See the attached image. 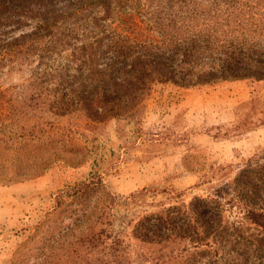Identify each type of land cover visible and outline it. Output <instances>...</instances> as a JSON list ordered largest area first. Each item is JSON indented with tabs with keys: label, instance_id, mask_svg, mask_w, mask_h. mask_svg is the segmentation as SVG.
Segmentation results:
<instances>
[{
	"label": "rangeland",
	"instance_id": "374dc122",
	"mask_svg": "<svg viewBox=\"0 0 264 264\" xmlns=\"http://www.w3.org/2000/svg\"><path fill=\"white\" fill-rule=\"evenodd\" d=\"M226 2L63 0L54 9L74 27L63 44L46 50L45 40L29 36L35 21L0 36V123L15 129L40 122L53 137L36 163L1 142L0 175L16 168L17 155L32 170L56 157L68 160L19 180L0 178V264H151L163 253L177 254L176 264H264V80L169 86L138 113L101 120L71 102L90 92L82 88L90 72L80 66L88 58L80 48L94 40L93 32L103 35L96 24L110 35L128 30L160 38L153 29L158 15L224 9ZM247 2L258 4L240 5ZM60 68L70 85L55 80ZM71 145L83 150L72 152ZM92 169L115 202L104 203L100 190L59 207L57 191ZM103 207L111 216V225H101L108 226L105 243L90 255H69L83 230L100 227L93 215ZM115 237L126 249L119 262L105 248Z\"/></svg>",
	"mask_w": 264,
	"mask_h": 264
},
{
	"label": "trees",
	"instance_id": "16d2710c",
	"mask_svg": "<svg viewBox=\"0 0 264 264\" xmlns=\"http://www.w3.org/2000/svg\"><path fill=\"white\" fill-rule=\"evenodd\" d=\"M62 1L0 0V36L35 21L34 31L29 36L38 41L45 40L43 47L46 50L63 44L61 40H65L68 33L74 34V27L60 22L66 12L60 14L54 5ZM226 4L224 9L217 7L198 11L197 8H185L177 13H168L166 17L158 15L153 29L160 38L150 35L142 38V34L128 30V33L110 35L96 24L103 35L93 32L94 40L80 48L88 55L87 59L81 58L80 66L90 72L89 80L82 84V88L90 87V92L88 95L81 92L75 94L71 98L72 104L82 103L89 117L101 120L105 116L138 113L145 102L169 86L200 89L227 81L254 83L264 80V0H258L257 6L249 2L240 5V0H228ZM60 69L55 73V80L59 84L70 85L71 81L63 75L64 68ZM111 87L114 90H110ZM33 123L24 122L15 129H9L12 124L0 123V143L3 142L4 147L9 143L15 144V152L27 151L26 162L31 160L36 163L51 149L53 137L40 122ZM72 148V152L76 153L83 150L80 145ZM17 157L16 168L5 176L0 175V178L5 181L19 180L51 169L58 160L68 162L56 157L42 170H32L26 168L22 157ZM100 190L104 192V203L108 199L111 204L115 202L106 191L101 175L92 169L83 180L69 184L67 190L57 191L58 206L68 198L93 197ZM146 191L148 189L143 192ZM93 216L97 218L95 225L100 227L83 230L70 244L69 255L77 250L90 255L105 243L104 235L108 236L111 216L104 207ZM160 219L165 220V217L161 215ZM122 243L121 238L115 237L105 247L117 262L126 252ZM176 258L177 254L163 253L160 258L152 257L151 264L157 261L154 259H161L160 264H176Z\"/></svg>",
	"mask_w": 264,
	"mask_h": 264
}]
</instances>
